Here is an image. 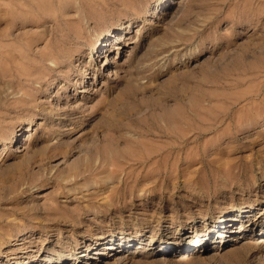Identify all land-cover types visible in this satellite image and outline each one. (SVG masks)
<instances>
[{"label":"rangeland","instance_id":"374dc122","mask_svg":"<svg viewBox=\"0 0 264 264\" xmlns=\"http://www.w3.org/2000/svg\"><path fill=\"white\" fill-rule=\"evenodd\" d=\"M223 216L244 229L218 254L176 247ZM259 234L264 0H0V264H104L101 238L135 240L121 264H264Z\"/></svg>","mask_w":264,"mask_h":264},{"label":"bare ground","instance_id":"6f19581e","mask_svg":"<svg viewBox=\"0 0 264 264\" xmlns=\"http://www.w3.org/2000/svg\"><path fill=\"white\" fill-rule=\"evenodd\" d=\"M182 1V0H181ZM156 8V7H155ZM153 16V15H152ZM81 28V27H80ZM81 31V30H80ZM122 31H125L127 32L126 29L122 30ZM121 31V32H122ZM120 32V33H121ZM74 35L75 38L79 39L80 38V35L78 32H73L72 33ZM106 35V34H105ZM119 35V34H118ZM110 36H111V33L110 34H107L106 37L105 36H101V42L99 44V48L101 50H103V48H105V46L107 45V42H105L106 40H108V38L110 39ZM114 37V36H113ZM117 36H115L116 38ZM76 45V44H75ZM62 48V47H61ZM50 52V51H49ZM57 54L58 52H50L49 54V60L52 64H56V59H57ZM115 57V55H114ZM47 59V60H48ZM49 62V61H48ZM50 63V64H51ZM29 96V95H28ZM3 148V147H2ZM109 150V149H108ZM107 150V151H108ZM116 151V150H115ZM108 155V154H107ZM112 155V154H111ZM98 156V155H97ZM97 158L96 157V161L95 163L97 162ZM106 159H104L105 161ZM110 161V159H108ZM103 161V162H104ZM94 163V164H95ZM109 164H112V163H109ZM108 174V173H107ZM108 177V176H107ZM239 211H243V212H249V207H242L239 209ZM246 215V214H245ZM242 217V216H241ZM246 217V216H244ZM243 217V218H244ZM249 220V219H248ZM257 221V220H256ZM258 222V221H257ZM219 223L218 226L214 225H208V222L204 221L203 222V226L201 228L198 229V232L197 234H194L193 235V239H189V237H191L192 235H184L183 239L182 240H179L177 241L176 243V247L178 246H184L185 244L187 243H191V242H194L195 240L199 239H206V241L208 242L212 236L210 234V232L213 233H218V238L216 240H218V243L220 244V246L218 247V249L216 251H212L211 254H218L219 253V249L221 248L222 244L226 242V238L227 236H231L232 234L234 233H241L243 231V226L242 224H239V227L235 229L234 227V222L232 221V219L228 216H223V217H219ZM240 223V222H239ZM217 227V228H216ZM210 234V236H209ZM260 236L261 235H264V234H259ZM244 236V235H243ZM242 235L240 236H237V237H234L235 239L237 240H240L243 238ZM259 237V236H258ZM264 237V236H263ZM192 238V237H191ZM110 239V238H109ZM13 240V239H12ZM101 241H98L97 244L98 245H102V247L100 248H104V253H105V260L103 261L104 264H109V261L114 257V260L117 264H121L123 263L129 256V254L132 253V251L130 250V248L127 247V243H130V242H135V240H123V239H116L115 238H111L108 242H106L104 239H100ZM138 242L136 241V244ZM141 243V242H140ZM4 242L1 241L0 242V249L1 247L3 246ZM104 244V245H103ZM218 244V245H219ZM201 247V246H199ZM97 247L95 246L94 249H96ZM101 249H99V247L97 248V251L95 252H91V254H94L93 256H95L96 252L99 253ZM181 256V257H180ZM55 258H58V256H55V255H48L47 256V260L46 262H49V261H55ZM74 258L76 259L74 264H79V262H77L78 260V254H75L74 255ZM160 259L163 263H166V264H179L180 262H182L184 259H185V255H178V256H174V257H170L168 258L167 256H163V257H160L158 258ZM73 264V263H72ZM85 264H91L89 261L85 262Z\"/></svg>","mask_w":264,"mask_h":264}]
</instances>
